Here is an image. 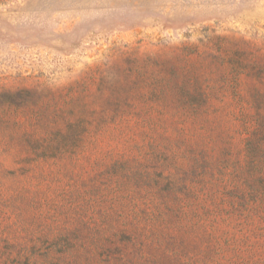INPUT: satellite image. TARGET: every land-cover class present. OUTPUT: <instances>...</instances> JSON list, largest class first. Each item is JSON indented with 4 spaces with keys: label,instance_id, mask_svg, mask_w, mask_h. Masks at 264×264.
<instances>
[{
    "label": "rangeland",
    "instance_id": "rangeland-1",
    "mask_svg": "<svg viewBox=\"0 0 264 264\" xmlns=\"http://www.w3.org/2000/svg\"><path fill=\"white\" fill-rule=\"evenodd\" d=\"M0 264H264V0H0Z\"/></svg>",
    "mask_w": 264,
    "mask_h": 264
}]
</instances>
